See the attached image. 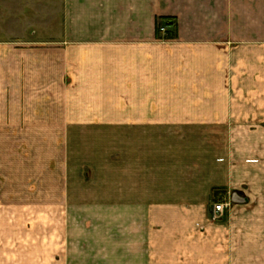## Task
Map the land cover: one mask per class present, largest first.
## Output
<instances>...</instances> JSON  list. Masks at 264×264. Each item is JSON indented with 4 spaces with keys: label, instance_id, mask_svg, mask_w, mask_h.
<instances>
[{
    "label": "crops",
    "instance_id": "crops-1",
    "mask_svg": "<svg viewBox=\"0 0 264 264\" xmlns=\"http://www.w3.org/2000/svg\"><path fill=\"white\" fill-rule=\"evenodd\" d=\"M51 4L52 23L61 26L52 41L7 39V117H0L5 127L0 135L25 137L28 146H7V208L0 211L7 216V240L0 241V264L60 263L59 232L46 241L39 223L45 217L41 202L54 201L56 206H48L59 211L64 188L60 191L57 178L44 184L41 177L18 176L16 169L28 167L27 161L37 167L44 154L54 152L44 148L43 139L68 136L70 122L85 119L115 122L117 217L122 224L131 217L132 226L140 217L148 247H157L155 235L165 237L177 250L165 264H264L259 212L234 209L230 223H212L208 209L197 203L201 197L182 190L181 178L174 191L163 189L170 181L164 178L165 163L172 168L168 137L260 133L241 122L264 121V43L251 44L264 40V0ZM11 12L7 37L17 29ZM160 20L168 22L167 33L159 31ZM70 106H85L88 114L70 112ZM61 121L66 124L60 132ZM160 147L164 158L156 192L150 178L155 154H150ZM29 217L41 228L35 240L27 238Z\"/></svg>",
    "mask_w": 264,
    "mask_h": 264
},
{
    "label": "rangeland",
    "instance_id": "rangeland-1",
    "mask_svg": "<svg viewBox=\"0 0 264 264\" xmlns=\"http://www.w3.org/2000/svg\"><path fill=\"white\" fill-rule=\"evenodd\" d=\"M7 3H14L16 7L9 9ZM51 5V0H0V117H7V39L52 41V36L59 35L61 26L52 23ZM9 11L13 14L11 18H17L11 21L13 29L16 26L17 29L7 37ZM19 21L20 25L15 24ZM164 24L168 26L167 22ZM262 43L264 40L251 42L253 46ZM48 44L51 42L45 43ZM83 107L85 106H74L73 109L70 106L69 111L88 114ZM241 123L245 125L243 128L252 126L251 128L259 129L260 133L234 138L219 135H205L202 138L194 135L168 137L172 168L170 170L167 162L165 163L164 178L170 177V181L163 185V189L174 191L179 187L181 178L186 183L182 190L196 192L201 197L202 200L197 203L205 205L212 223H230L234 209H244L248 212H259L257 219L264 225V121ZM65 124L64 121L58 124L60 132ZM3 125L0 120L1 131L5 128ZM68 130V136L43 139L44 148H53L54 152L44 154V161L38 163L37 167L27 161L28 167L21 168L23 173L16 169L21 172V175L17 173L18 176L41 177L44 184L57 178L61 183L60 191L64 188L59 211L50 210L49 206H56V202H41L45 206V217L44 222L39 223L44 227L46 241H51L52 234L59 232V264H165L174 254L173 251H177L169 248V243L164 241L165 237L155 235L157 247H148V233L144 231L147 225L140 223V217L135 218L136 224L133 226L129 225L131 217H125L123 224L121 218L117 217L116 165L119 150L115 122L77 120L70 122ZM205 132L211 133V130ZM25 145L28 146L25 137L0 135L1 212L3 208H7V173L10 169L7 168V146H11L12 150H25ZM154 154L155 160L152 159L150 165L155 168V175L150 178L155 182V186L151 185L152 188L158 192L161 180L159 170L163 168V147L157 148L150 155ZM122 155L120 152V160L125 161L127 153L124 151V156ZM248 159L257 161L249 163ZM167 170H170V176H167ZM233 170L236 177H232ZM235 194L243 201H233ZM220 201H228L230 206L220 218L215 219L213 206ZM31 217L27 220L29 228L25 230L28 240L32 237L35 240L41 228H35L32 222L34 218ZM4 218L6 221L3 226ZM234 219L243 220L237 216ZM0 227V241L7 240V216L0 215ZM207 251L210 253V250ZM206 255L209 254L205 252L204 257Z\"/></svg>",
    "mask_w": 264,
    "mask_h": 264
},
{
    "label": "built area",
    "instance_id": "built-area-1",
    "mask_svg": "<svg viewBox=\"0 0 264 264\" xmlns=\"http://www.w3.org/2000/svg\"><path fill=\"white\" fill-rule=\"evenodd\" d=\"M160 22L162 24L165 23L164 21H163L164 22L163 23L162 20L159 21L158 26H159L160 32L161 33H167V25L166 26H165V24L162 25ZM229 206H230V202H228V201H220V202L214 204V206H213V217L215 219L220 218Z\"/></svg>",
    "mask_w": 264,
    "mask_h": 264
},
{
    "label": "water",
    "instance_id": "water-1",
    "mask_svg": "<svg viewBox=\"0 0 264 264\" xmlns=\"http://www.w3.org/2000/svg\"><path fill=\"white\" fill-rule=\"evenodd\" d=\"M233 201L242 202L243 200L240 199L239 196H237V194H235L233 197Z\"/></svg>",
    "mask_w": 264,
    "mask_h": 264
},
{
    "label": "trees",
    "instance_id": "trees-1",
    "mask_svg": "<svg viewBox=\"0 0 264 264\" xmlns=\"http://www.w3.org/2000/svg\"><path fill=\"white\" fill-rule=\"evenodd\" d=\"M168 23V22H167ZM158 29H159V26H158ZM160 31V30H159Z\"/></svg>",
    "mask_w": 264,
    "mask_h": 264
}]
</instances>
